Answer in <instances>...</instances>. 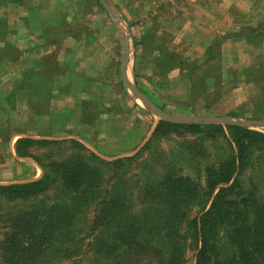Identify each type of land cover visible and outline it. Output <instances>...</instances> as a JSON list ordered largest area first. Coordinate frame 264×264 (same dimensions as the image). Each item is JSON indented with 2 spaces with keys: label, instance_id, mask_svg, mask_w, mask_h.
I'll list each match as a JSON object with an SVG mask.
<instances>
[{
  "label": "rangeland",
  "instance_id": "374dc122",
  "mask_svg": "<svg viewBox=\"0 0 264 264\" xmlns=\"http://www.w3.org/2000/svg\"><path fill=\"white\" fill-rule=\"evenodd\" d=\"M229 1L236 4V0L51 2L57 10L44 32L48 36L29 40L32 52L39 49L48 55L31 53L18 62L20 68L15 67L17 39L3 45L5 27L0 24V65L13 61L0 69V185L38 180L44 170L33 158L42 165L80 160L100 182L94 190L98 205L78 204L62 184L34 199L0 201V264H161L156 261L161 256L154 254L156 259L151 260L146 249L153 251L156 245L164 250L165 211L175 206L189 222L207 210L212 194L205 169L235 153L225 126L264 134V0H254L251 14L238 13L230 27V22H222L213 33L207 28L211 21H203L205 15L222 18ZM203 8L209 9L207 14ZM28 26L38 27L35 22ZM124 47L127 82L142 99L163 115L220 125L224 135L180 131L152 137L159 119L137 105L122 84ZM54 98L61 100L50 102ZM19 138L57 142L24 149L32 158L17 157L14 145ZM168 174L190 178L197 185L193 198L170 199L163 184ZM240 182L241 192L252 194L264 207V149L250 148ZM72 201L79 211L74 219L54 221V214L61 219L67 215ZM143 224L148 225V233L141 232L145 242L122 254L116 233L135 226L139 234ZM56 225L65 231L58 232ZM13 241L18 254L9 260L5 250L11 251ZM179 243L178 264H194L195 237L190 234ZM217 247L212 264H234L224 231L219 232Z\"/></svg>",
  "mask_w": 264,
  "mask_h": 264
},
{
  "label": "trees",
  "instance_id": "16d2710c",
  "mask_svg": "<svg viewBox=\"0 0 264 264\" xmlns=\"http://www.w3.org/2000/svg\"><path fill=\"white\" fill-rule=\"evenodd\" d=\"M225 130L229 134L235 153L228 160L208 166L205 169L206 186L212 194L208 209L193 217L189 222L180 216L181 213L177 207L174 208L175 206H171V209L165 211L168 227L162 229L165 232L161 236L165 239V247L162 250L155 245L152 246L154 247L153 251L151 248L146 249V254L151 260L156 259L154 256L156 254L161 256L160 259L156 260L161 264H178L182 257L179 242L181 239L190 238L191 234L198 242L194 264L215 263L218 257V235L220 231H224L226 240L234 251V264H264V207L256 203L252 194L241 192L240 182L242 173L249 165L250 148L256 146L264 149V134L237 125L225 126ZM180 131L199 134L207 132L211 137L224 135V128L220 125H185L159 121L154 128L152 137L165 136ZM56 142L19 138L15 142L14 151L17 157L32 158L24 149L32 145H52ZM70 143L83 149L75 141ZM33 160L41 166L44 174L38 180L29 183L0 185V201L15 202L34 199L46 194L56 184H62L64 188L69 189L68 194L73 195V199L78 204L89 202L98 205V193L96 194L94 190L100 183L96 180L99 176H96L95 172H92L84 162L70 160L69 162H51L42 165L36 158ZM164 179L163 184L167 185L166 194L170 199L188 200L193 198L197 192V185L188 177L168 174ZM151 190H154V185L150 186ZM71 204L67 205L66 216L61 219L57 218L60 215L56 217L54 214L53 220L57 222L72 221L74 214H78L79 211L74 201ZM254 207L256 208L254 209ZM58 209L59 207H56L54 211L56 212ZM145 226L148 225L143 224L140 233H148ZM56 228H59L58 225ZM122 230L125 231L117 232L115 235L116 243L122 254L132 250L131 246L141 245L145 242L142 233L135 234L137 227L128 228V226H124ZM57 231L62 232L65 229L59 228ZM12 243L11 251H9L10 249L5 250L9 255V260L18 254L16 241ZM179 246L180 250L178 249ZM143 253L145 252L140 254Z\"/></svg>",
  "mask_w": 264,
  "mask_h": 264
},
{
  "label": "crops",
  "instance_id": "0c3cea01",
  "mask_svg": "<svg viewBox=\"0 0 264 264\" xmlns=\"http://www.w3.org/2000/svg\"><path fill=\"white\" fill-rule=\"evenodd\" d=\"M99 1V0H97ZM206 1V0H205ZM208 1V0H207ZM222 1V0H221ZM56 3L57 4H64L65 0H0V24H2V27H5V32L1 36L5 38L4 42L2 44L5 46L8 44L7 42L12 41V38L17 39V42L15 43V48L17 54H19L18 59L16 60L17 64H15V67L20 68V62L21 60L28 59L27 56L31 53H40L39 49H35L33 52L29 49V40H41L42 37H46L44 32L47 30V26L49 25L48 22H50V15L55 14V10L51 7L50 3ZM62 2V3H61ZM100 2V1H99ZM226 2V1H225ZM101 3V2H100ZM74 4V3H73ZM224 4V3H223ZM234 4V5H233ZM255 2L254 0H236V4L229 3L226 4L228 6L225 8V15H223L222 18H207L211 15L207 14L206 10L208 8H203L201 12L205 15V19L203 21H211V27L207 26V28H212L213 33L215 32L216 28H222L221 24L225 22H230L227 26H231V22L237 21V14H243L247 17V15L251 14L252 8L254 6ZM200 7H203V4ZM220 5V4H219ZM208 7L207 5H205ZM233 6V8H232ZM209 10V9H208ZM232 10V12H231ZM234 12V13H233ZM224 13V11H223ZM222 19V20H221ZM37 23L38 27L33 29L30 26H28V23ZM223 22V23H222ZM25 23L27 27L25 26ZM216 23V25H215ZM219 24V25H218ZM29 27V28H28ZM214 35V34H213ZM27 39V40H25ZM45 53H42V55L47 54L49 51H43ZM13 64L12 60H4L2 61L0 65L1 68H6L11 66ZM35 68H39L38 66H35ZM59 100H56L55 98L50 100V102L54 103L56 101H60L61 98H58ZM24 101V100H23ZM49 102V103H50ZM51 103V104H52ZM54 104L49 106V110L51 108H54Z\"/></svg>",
  "mask_w": 264,
  "mask_h": 264
},
{
  "label": "water",
  "instance_id": "95a60500",
  "mask_svg": "<svg viewBox=\"0 0 264 264\" xmlns=\"http://www.w3.org/2000/svg\"><path fill=\"white\" fill-rule=\"evenodd\" d=\"M103 5L105 4L106 0H99ZM108 1V0H107ZM110 12H112V9H108ZM113 13V12H112ZM117 24V23H116ZM115 24V25H116ZM127 53V49L123 48V54L121 57V67H120V73H121V79L123 87L126 91V93L133 99V101L139 105L141 108L149 112L151 115L157 117L159 121H165L168 123H175V124H202L203 120L199 118L194 117H170L163 115L159 113L153 106H151L148 102H146L144 99H142L141 95L137 92L135 88L129 85L126 79V75L124 72L125 67L127 66V60L125 54ZM215 122H218L219 120L215 119ZM232 124V123H230Z\"/></svg>",
  "mask_w": 264,
  "mask_h": 264
}]
</instances>
